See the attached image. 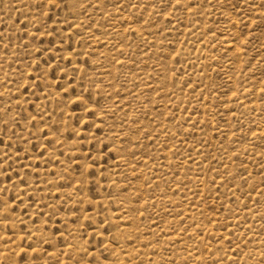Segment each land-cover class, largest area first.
Returning <instances> with one entry per match:
<instances>
[{
    "label": "rangeland",
    "instance_id": "obj_1",
    "mask_svg": "<svg viewBox=\"0 0 264 264\" xmlns=\"http://www.w3.org/2000/svg\"><path fill=\"white\" fill-rule=\"evenodd\" d=\"M263 129L264 0H0V264H264Z\"/></svg>",
    "mask_w": 264,
    "mask_h": 264
},
{
    "label": "bare ground",
    "instance_id": "obj_2",
    "mask_svg": "<svg viewBox=\"0 0 264 264\" xmlns=\"http://www.w3.org/2000/svg\"><path fill=\"white\" fill-rule=\"evenodd\" d=\"M177 5H178V4H177ZM193 24H194V23H193ZM98 40H99V39H98ZM230 47H231V46H230ZM244 90L247 91V89H244ZM244 90H243V91H244ZM246 91H245V92H246ZM243 93H244V92H243ZM246 94H248V93L246 92ZM240 99H241V98H240ZM242 101H243V100H241V103H243ZM244 101H245V100H244ZM244 105H245V102H244ZM247 106H248V105H247ZM263 130H264V129H263ZM255 199H256V198H255ZM247 229H248V228H247ZM34 235H36V234H34ZM67 249H68V248H67ZM34 253H35V252H34ZM109 264H115V262H114V263H109Z\"/></svg>",
    "mask_w": 264,
    "mask_h": 264
}]
</instances>
